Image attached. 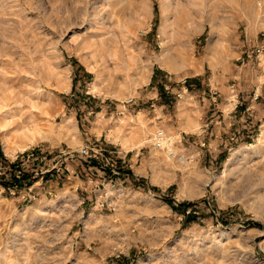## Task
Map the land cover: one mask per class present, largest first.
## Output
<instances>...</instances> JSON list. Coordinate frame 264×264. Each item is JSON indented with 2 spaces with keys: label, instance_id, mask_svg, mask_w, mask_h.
<instances>
[{
  "label": "rangeland",
  "instance_id": "374dc122",
  "mask_svg": "<svg viewBox=\"0 0 264 264\" xmlns=\"http://www.w3.org/2000/svg\"><path fill=\"white\" fill-rule=\"evenodd\" d=\"M0 264H264V0H0Z\"/></svg>",
  "mask_w": 264,
  "mask_h": 264
},
{
  "label": "bare ground",
  "instance_id": "6f19581e",
  "mask_svg": "<svg viewBox=\"0 0 264 264\" xmlns=\"http://www.w3.org/2000/svg\"><path fill=\"white\" fill-rule=\"evenodd\" d=\"M42 109H43V107H42ZM10 120L11 119L9 117H7V119H6L5 122L6 123H8V122L10 123L11 122ZM14 125H15L14 128L16 129L15 131L17 132V134H19L20 136L25 137V139H29L30 141H33V139L36 137L35 135L40 136L41 139L44 138V137L47 138L46 131L41 127V125L38 123L37 119L33 115L27 117L25 121H21V124L20 125L18 123L17 124L14 123ZM30 136H32V137H30ZM243 156H244V154H243Z\"/></svg>",
  "mask_w": 264,
  "mask_h": 264
},
{
  "label": "built area",
  "instance_id": "2783aa9c",
  "mask_svg": "<svg viewBox=\"0 0 264 264\" xmlns=\"http://www.w3.org/2000/svg\"><path fill=\"white\" fill-rule=\"evenodd\" d=\"M159 136H162V133H159ZM159 138H160V137H159ZM157 146L160 147V146H161V143H158ZM87 153H88V152H86V154H87Z\"/></svg>",
  "mask_w": 264,
  "mask_h": 264
}]
</instances>
